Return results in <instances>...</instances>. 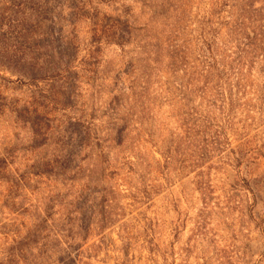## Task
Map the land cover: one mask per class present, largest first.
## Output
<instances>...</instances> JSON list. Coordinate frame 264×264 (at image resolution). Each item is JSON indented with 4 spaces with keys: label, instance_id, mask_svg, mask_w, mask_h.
<instances>
[{
    "label": "rangeland",
    "instance_id": "1",
    "mask_svg": "<svg viewBox=\"0 0 264 264\" xmlns=\"http://www.w3.org/2000/svg\"><path fill=\"white\" fill-rule=\"evenodd\" d=\"M155 1L0 0V156L10 151L13 178L27 172V187L14 191L15 213L3 207L9 186L0 184V260L13 244L15 233L25 236L49 201L59 197L63 202L58 205L76 204L80 181L34 176L30 170L52 158L58 133L72 127L68 120L84 115L89 121L96 112L98 120L93 130L105 136L108 118L102 115L107 114L116 85L113 78L118 73L119 90L115 95L120 94L124 105L118 110L119 116L132 109L131 114L140 117L141 105L131 99L127 89L131 81L125 72L128 63L137 68L148 58L136 43L143 41L145 34L161 32L154 21L150 23L158 5ZM185 1L191 16L185 35L192 40L196 37L190 35L196 27L192 22L210 9L211 0ZM256 1L255 9L264 7L263 0ZM234 3L231 12L237 20L245 15L246 8L243 0ZM127 9L132 11L135 28L148 24L149 29L139 32L138 41L124 49L103 39L94 81L86 73V62L93 50L95 29L123 20ZM227 31L224 28L220 35L224 43L229 39ZM27 42L32 46L48 44L32 53L57 55L54 48L59 46L75 60L72 70L78 74V82L72 111L65 113L61 107L54 111L51 106L43 109L49 105L46 97L59 91L62 83L48 80V66L42 61L35 69L41 80L32 83L23 75L32 69L27 63L31 54ZM162 55L157 68L161 74H155L150 82V102L146 105L152 120L140 128L132 123L124 146L112 150L109 163H102L95 148L83 151L75 161L82 167L80 178L103 180L97 184L108 193L105 214L110 219V224L101 228L97 207L101 198L96 197V202L91 199L84 214L92 228L80 249L79 264H264V60L257 61L243 89L232 91V106L214 107L207 103L208 97L206 101L195 100L197 105L203 104V115L211 119L212 127L201 128L207 136L205 142L203 135L196 140L198 149L190 148L185 154L181 147L166 163L167 145L173 138L180 142L171 136L182 131L176 111L167 102L165 85H172L175 79L166 70L167 52ZM177 78L185 77L179 73ZM159 84L165 87L162 91ZM34 111H39V120L47 116L51 121L54 131L48 147L33 148L29 122H35ZM19 115L29 122L23 123ZM57 128L60 131H55ZM55 211L63 215L65 206H56Z\"/></svg>",
    "mask_w": 264,
    "mask_h": 264
},
{
    "label": "trees",
    "instance_id": "2",
    "mask_svg": "<svg viewBox=\"0 0 264 264\" xmlns=\"http://www.w3.org/2000/svg\"><path fill=\"white\" fill-rule=\"evenodd\" d=\"M234 1L236 0H211L210 9L203 11L202 15L198 14L195 21L192 22L193 25H196L190 34H196L192 40H187L185 35L191 22L185 0H156L158 5L156 9H153L150 23L154 21L156 29L161 28V32H158L157 35L145 34L143 41H138L137 34L145 32L146 29L148 31L149 26L147 24L139 29L135 28L130 9L123 12V20H115L113 24L103 27L102 30H99L98 27L95 29L92 41L93 50L89 52L86 62L88 67L86 73L91 77L90 79L96 81L98 76L97 66L103 39L106 40V43L116 44L122 49L132 42L138 41L137 47L148 56L146 62L144 61L137 68L133 66V63H128L125 72L131 81L127 88L132 93L131 99L141 105L140 117L131 114L132 109H126L127 113L124 114V117L119 116L118 110L124 105L120 101V94L115 95V92L119 90L121 74L118 73L113 78L116 85L111 93L113 97L107 103V114L102 115V117L108 118V121L104 123L105 136L103 133L93 130L94 123L98 120L96 112L90 115L89 121L84 115L68 120L72 127L66 128L65 131L61 129L64 136L62 133H58L60 138L53 142L54 154L52 158L41 166L33 165L30 170L34 176L61 177L64 181H80L81 191L79 196L75 197L76 204L73 202L58 205L59 202H63V200L59 201V197L49 201L44 207L42 216L33 221L25 236L20 237L19 232L15 233L13 244L9 245L2 253L0 264L80 263V249L90 236L92 228L91 220L89 223L84 214L91 199L96 202V197L101 198L97 205L100 209L99 216H101L99 224L103 226L101 228H105L104 226H107L110 219L105 214L108 193L105 188L99 186L103 180L93 181L90 177L80 178L82 167L75 165V161L83 151L95 148L102 163L104 165L109 163L112 150L124 146L131 124L134 123L136 127L140 128L145 122L152 120L151 109L146 105L150 102L148 98L150 82L155 74H161L157 68L162 62L163 51L167 52V73L175 79L172 85L169 82L165 85L167 86V102L178 115L181 135H183L172 134L171 137L176 136L180 142L177 143L173 138L167 145L164 152L166 163L173 160L181 147L184 148L185 154L190 148L198 149L195 143L201 138V135L205 142L206 131L202 132L201 128L212 127L211 119L203 115V104L197 105L195 100L206 101L208 97L207 103L214 107L217 104H220V109L232 106V91L243 89V84L247 82L257 61L264 60V7L255 9L256 0H243L246 8V11L243 12L245 15H241L242 17L236 20V15L231 12L236 7ZM262 4H264V0ZM171 12L173 17L169 16ZM244 16H248V18L244 19ZM172 18L173 23H170ZM224 28L228 30L227 43L220 39ZM47 45L46 42H43L32 46L27 42V51L31 53L27 56V63L32 69L23 75L27 76L32 83L38 82L41 77L37 75L36 67H39L42 62L43 66H48L46 73L48 80L59 81L62 84L59 91L52 92L49 97H46L49 105L43 109L51 106L56 111L61 107L62 111L65 110L66 113V111H72L75 108L72 102L78 82V74L72 70L75 60L68 55L66 49L59 46L54 48L57 55L32 53L33 49L41 50L43 47L47 48ZM179 73L184 74V80H178ZM159 87L160 91L165 88L162 84ZM25 112L27 110L23 111V113ZM38 113L39 111L33 112L36 117L35 122L26 121V117L19 115V119L23 123H31L34 149L48 147L47 144L53 138L51 132L54 131L47 116H42L39 120ZM46 115L48 114L46 113ZM58 130L60 131V128L55 131ZM185 154L182 156L185 157ZM11 158L8 150H5L4 154L0 156V184L9 186L3 207L15 213L17 204L14 191L18 193L19 190L27 187V182H25L27 172L21 174L18 179L13 178L12 171L9 170L13 165V160L10 161ZM185 162L183 160L182 164ZM22 184L23 186H21ZM143 194L148 196L146 191ZM56 206H65L63 215L55 211ZM56 217L59 218L55 219ZM74 253H76L75 257H73Z\"/></svg>",
    "mask_w": 264,
    "mask_h": 264
}]
</instances>
